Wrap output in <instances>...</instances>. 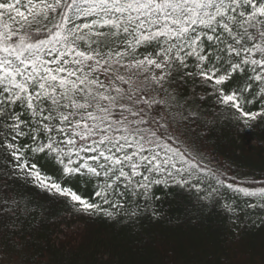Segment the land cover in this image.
<instances>
[{
  "label": "snow or ice",
  "instance_id": "6c2138e0",
  "mask_svg": "<svg viewBox=\"0 0 264 264\" xmlns=\"http://www.w3.org/2000/svg\"><path fill=\"white\" fill-rule=\"evenodd\" d=\"M209 111L264 120V0H0V219L20 180L84 215L179 188L264 224V177L180 147Z\"/></svg>",
  "mask_w": 264,
  "mask_h": 264
},
{
  "label": "trees",
  "instance_id": "16d2710c",
  "mask_svg": "<svg viewBox=\"0 0 264 264\" xmlns=\"http://www.w3.org/2000/svg\"><path fill=\"white\" fill-rule=\"evenodd\" d=\"M202 103L212 110L211 97ZM181 140L180 147L202 164L231 169L229 177L234 173L245 184L264 177V120L242 125L209 111ZM41 164L58 175L52 164ZM4 183L0 177V186ZM7 183L13 186L10 199L24 198L16 216L0 219V264H264V224L257 226L243 213L234 223L217 204L198 200L194 191L157 188L161 198L147 207L143 199L119 197L125 207L112 209L118 214L110 219L77 213L63 198L20 180ZM72 187L81 194L91 191L79 181Z\"/></svg>",
  "mask_w": 264,
  "mask_h": 264
},
{
  "label": "rangeland",
  "instance_id": "374dc122",
  "mask_svg": "<svg viewBox=\"0 0 264 264\" xmlns=\"http://www.w3.org/2000/svg\"><path fill=\"white\" fill-rule=\"evenodd\" d=\"M183 138V137H182Z\"/></svg>",
  "mask_w": 264,
  "mask_h": 264
}]
</instances>
